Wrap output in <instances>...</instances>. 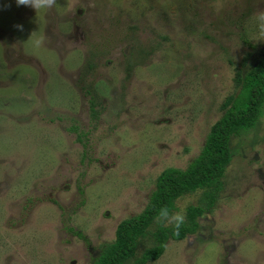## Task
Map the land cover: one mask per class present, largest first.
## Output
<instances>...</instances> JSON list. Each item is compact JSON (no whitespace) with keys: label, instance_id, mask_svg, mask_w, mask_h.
<instances>
[{"label":"rangeland","instance_id":"1","mask_svg":"<svg viewBox=\"0 0 264 264\" xmlns=\"http://www.w3.org/2000/svg\"><path fill=\"white\" fill-rule=\"evenodd\" d=\"M261 10L264 0H57L36 12L0 0V264H93L238 99L236 75L264 59ZM231 144L200 231L148 264H264V104Z\"/></svg>","mask_w":264,"mask_h":264},{"label":"trees","instance_id":"2","mask_svg":"<svg viewBox=\"0 0 264 264\" xmlns=\"http://www.w3.org/2000/svg\"><path fill=\"white\" fill-rule=\"evenodd\" d=\"M237 86L242 88L238 99L230 98L223 108L225 113L216 122L207 135L205 144L186 170L166 169L156 181L149 203L138 216L120 223L116 239L106 245L99 256L93 258V264H148L157 261L166 251L170 241H182L200 231L199 219L214 208L218 192L222 189V178L232 161L231 141L244 131L255 127L262 115L264 104V59L247 74L242 71L236 75ZM95 98L92 99L93 117L98 114ZM230 106V107H229ZM76 126L70 128L77 131ZM81 139V138H80ZM200 192L197 204H190L184 214L185 223L177 234L173 227L159 225L154 232L149 229L155 224V216L161 207L167 206L180 211L177 202L187 196ZM149 234L153 237V246L143 250L137 258L142 240ZM78 235V234H77ZM82 237V234L78 235Z\"/></svg>","mask_w":264,"mask_h":264},{"label":"clouds","instance_id":"3","mask_svg":"<svg viewBox=\"0 0 264 264\" xmlns=\"http://www.w3.org/2000/svg\"><path fill=\"white\" fill-rule=\"evenodd\" d=\"M15 2L17 6L30 7L38 12L41 9H52L56 5L57 0H15ZM254 18L259 32L264 34V10L255 13ZM15 27L18 30L23 31L22 25H16ZM34 43L36 47L41 46L43 43V38L37 39ZM154 219L155 223L165 228L170 226L173 227L178 234L181 226L185 223L186 216L183 210L175 211L167 206H164L159 209Z\"/></svg>","mask_w":264,"mask_h":264}]
</instances>
